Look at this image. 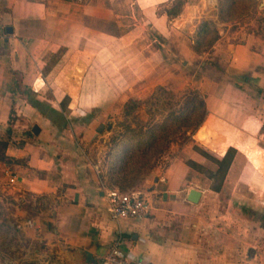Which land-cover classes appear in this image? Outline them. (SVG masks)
I'll list each match as a JSON object with an SVG mask.
<instances>
[{
    "label": "crops",
    "instance_id": "obj_1",
    "mask_svg": "<svg viewBox=\"0 0 264 264\" xmlns=\"http://www.w3.org/2000/svg\"><path fill=\"white\" fill-rule=\"evenodd\" d=\"M165 1L0 0V264H101L118 239L149 264H197L211 233L218 245L208 254L219 258L209 264H233L229 243L243 232L220 196L234 179L264 193V33L214 45L228 69L196 81L204 123L135 187L151 202L148 216L113 221L107 212L101 133L164 84L150 31L161 36L175 18L158 13ZM231 147L217 183L214 159Z\"/></svg>",
    "mask_w": 264,
    "mask_h": 264
},
{
    "label": "rangeland",
    "instance_id": "obj_2",
    "mask_svg": "<svg viewBox=\"0 0 264 264\" xmlns=\"http://www.w3.org/2000/svg\"><path fill=\"white\" fill-rule=\"evenodd\" d=\"M178 1L184 3L182 12L178 17L166 21L164 34L160 36L158 32L150 31L151 38L156 40V46L162 50L164 55V62L154 71L157 78H160L159 75L163 72L161 76L164 84L157 86L143 100H131L135 101L136 105L129 101V106H134L129 113L125 106L122 112L111 116L109 122L104 124L100 143L105 147L101 150L100 164L105 171V181L108 180L109 168L118 151L125 147L128 139H145L144 130L155 123L162 122L168 115L170 100L174 103L173 109L179 108L182 104L181 96L186 91L197 89L196 81L202 75L216 79L226 74L228 61L225 57L215 54L217 49L213 48L214 45L216 46L221 39L233 43L239 42L246 34L261 35L264 33V0H166L163 5L157 6L158 13L172 8ZM180 17L182 20L184 17L187 18L181 26L178 24ZM203 23H209L211 28L217 29L220 38L213 46L196 52L197 34ZM210 38L211 33L203 35L206 41ZM169 93L173 94V97ZM192 136L187 141L179 137L176 143L171 144L166 153L160 157V162H164L162 165L165 166L173 156V146H177L178 149V147H184L185 144H192ZM197 138L201 142L199 133H197ZM117 141L122 143L114 149ZM259 146L264 148V136H261ZM2 148L0 145V149ZM261 156L264 165V152ZM222 179V175L218 176L217 183ZM238 183V180L234 179L233 183L229 184L230 190H226L220 196L222 202L231 201L233 206L230 209V215L233 218L234 229H240L243 232L242 242L233 238L229 243L234 251V255L231 256L232 263L264 264V235L260 233V228H264V193L262 195L251 189V186L256 187V182L247 185L240 181L239 186ZM262 191L264 192V186ZM205 241L202 243V250L204 249L206 255L195 259L197 264H209L219 258L208 254L212 247L218 245L216 238H212V233L210 239H205ZM2 243L4 239L0 235V246L3 245Z\"/></svg>",
    "mask_w": 264,
    "mask_h": 264
},
{
    "label": "trees",
    "instance_id": "obj_3",
    "mask_svg": "<svg viewBox=\"0 0 264 264\" xmlns=\"http://www.w3.org/2000/svg\"><path fill=\"white\" fill-rule=\"evenodd\" d=\"M183 1H178L172 8L166 10L169 17H177L183 9ZM179 26L185 23L187 18L180 17ZM211 33V38L206 41L203 35ZM196 43V52L209 48L220 38L217 29L211 28L209 23L201 24ZM171 97L173 94L169 93ZM182 101L179 108H172L174 103L170 100V111L164 120L155 123L147 130H144L145 139H128L125 147L118 151L115 160L112 162L107 174L108 180L105 183L110 187H117L122 191L135 188L142 179L152 171L160 161V157L170 148V145L176 143L178 138L187 141L199 127L204 123L207 116V105L204 95L197 89L186 91L180 98ZM136 105L135 101H130ZM126 104L127 113L133 107ZM118 142L114 149L118 147ZM1 146L6 144L0 143ZM236 150L229 148L221 160L214 159L219 165V171L224 177L228 171ZM2 160L7 161L6 157ZM190 164H192L190 162Z\"/></svg>",
    "mask_w": 264,
    "mask_h": 264
},
{
    "label": "built area",
    "instance_id": "obj_4",
    "mask_svg": "<svg viewBox=\"0 0 264 264\" xmlns=\"http://www.w3.org/2000/svg\"><path fill=\"white\" fill-rule=\"evenodd\" d=\"M2 33L0 32V37ZM15 180L12 179L11 182ZM106 207L110 219H143L151 210V202L147 194L138 188L122 191L117 187H108L105 191ZM101 264H149L142 259L133 258L130 251L123 246V240L118 239L109 253L102 259Z\"/></svg>",
    "mask_w": 264,
    "mask_h": 264
},
{
    "label": "water",
    "instance_id": "obj_5",
    "mask_svg": "<svg viewBox=\"0 0 264 264\" xmlns=\"http://www.w3.org/2000/svg\"><path fill=\"white\" fill-rule=\"evenodd\" d=\"M34 132L38 133V127L37 126L34 128ZM199 198H200V191L193 189L190 193L189 200L192 202H198Z\"/></svg>",
    "mask_w": 264,
    "mask_h": 264
}]
</instances>
